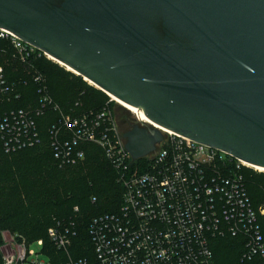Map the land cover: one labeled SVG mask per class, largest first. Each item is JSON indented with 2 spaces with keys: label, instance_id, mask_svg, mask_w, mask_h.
<instances>
[{
  "label": "water",
  "instance_id": "water-1",
  "mask_svg": "<svg viewBox=\"0 0 264 264\" xmlns=\"http://www.w3.org/2000/svg\"><path fill=\"white\" fill-rule=\"evenodd\" d=\"M0 25L161 127L264 167V0H0Z\"/></svg>",
  "mask_w": 264,
  "mask_h": 264
},
{
  "label": "built area",
  "instance_id": "built-area-1",
  "mask_svg": "<svg viewBox=\"0 0 264 264\" xmlns=\"http://www.w3.org/2000/svg\"><path fill=\"white\" fill-rule=\"evenodd\" d=\"M42 55L51 58L0 25L3 149L14 151L40 142L38 117L57 110L49 140L58 161L82 159V145L94 141L117 169L123 187L118 209L90 218L84 255H73L77 244L71 225L57 222L47 227L51 245L61 251V264H264L259 221L264 204L253 203L246 190L245 170L257 169L254 164L163 127V138L154 149L142 157L131 156L115 109L108 103L112 96L97 111H62L34 64ZM29 78L37 83L35 101L31 91H25L28 87H18L26 86ZM18 97L26 101L17 105ZM222 236L235 237L230 245L237 255L221 260L217 250ZM15 238L11 233L12 249L3 251V264H54L43 250L41 237L27 241L22 236L13 244Z\"/></svg>",
  "mask_w": 264,
  "mask_h": 264
},
{
  "label": "trees",
  "instance_id": "trees-1",
  "mask_svg": "<svg viewBox=\"0 0 264 264\" xmlns=\"http://www.w3.org/2000/svg\"><path fill=\"white\" fill-rule=\"evenodd\" d=\"M34 64L44 75L49 96L64 112L97 111L110 98L104 89L57 60L42 55ZM27 83L18 87H28L25 91H31L29 96L37 100V83L32 78ZM25 101L18 97L14 103L21 105ZM108 103L115 109L122 130L137 122L128 109L113 99ZM58 114L59 111L52 110L38 117L40 142L36 144L5 151L0 140V243L3 230L16 234V238L23 236L27 241L41 237L43 250L54 264H61L55 255L59 250L51 245L47 227L57 222L71 225L76 230L73 242L77 244L73 255H84L83 246L89 247L87 226L90 218L100 212L118 209L123 189L117 181V169L104 149L94 141L84 142L82 159L74 163L58 161L49 140L50 122ZM245 178L252 202L264 204V170L249 167L245 170ZM75 205L77 208L74 209ZM259 221L264 236V215ZM233 238L219 237L217 252L221 260L237 255L230 245ZM0 264H3L1 253Z\"/></svg>",
  "mask_w": 264,
  "mask_h": 264
},
{
  "label": "rangeland",
  "instance_id": "rangeland-1",
  "mask_svg": "<svg viewBox=\"0 0 264 264\" xmlns=\"http://www.w3.org/2000/svg\"><path fill=\"white\" fill-rule=\"evenodd\" d=\"M113 99V98H112ZM114 100V99H113ZM115 102H117V104H120L117 100H114ZM120 105H122V104H120ZM123 106V105H122ZM124 108H126L125 106H123ZM127 109V108H126ZM129 110V109H128ZM131 113H132V115H133V117H135V119H137L136 118V114H135V112H133L132 110H129ZM120 125V124H119ZM120 130L121 131H123L122 129H121V127H120ZM10 234H11V232L9 233V232H7V230H4L3 232H2V242L0 243V253H1V255H2V253H3V251H9V250H11L12 249V247H11V245H10V243H9V239H10ZM20 237H17V238H15V239H12V243L13 244H16V241H14V240H18ZM26 239V238H25ZM59 250V249H58ZM60 253V254H59ZM56 257H59V256H61L62 257V254H61V251L59 250V252H57L56 254Z\"/></svg>",
  "mask_w": 264,
  "mask_h": 264
},
{
  "label": "bare ground",
  "instance_id": "bare-ground-1",
  "mask_svg": "<svg viewBox=\"0 0 264 264\" xmlns=\"http://www.w3.org/2000/svg\"><path fill=\"white\" fill-rule=\"evenodd\" d=\"M56 61V60H55ZM59 63H61L62 65H64L66 68H68V69H72V67H69L68 65H65L63 62H61L60 60L58 61ZM86 79V78H85ZM88 80V79H87ZM89 81V80H88ZM109 95H111L112 96V98L114 99V100H117L120 104H122L123 106H125L127 109H129V110H132L133 112H136L137 113V115H138V118H140V119H142V120H144V121H146V120H148L149 121V119L147 118V116L146 115H144V113H143V111L141 110V109H137V107L136 106H134V105H129V104H127L126 102H124L122 99H120L118 96H115V95H112V94H110L109 93ZM164 129H168V128H166V127H163ZM255 165V167L257 168V169H259V170H264V167L263 166H260V165H256V164H254Z\"/></svg>",
  "mask_w": 264,
  "mask_h": 264
}]
</instances>
